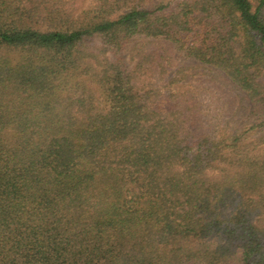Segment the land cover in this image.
I'll return each instance as SVG.
<instances>
[{"label":"trees","instance_id":"1","mask_svg":"<svg viewBox=\"0 0 264 264\" xmlns=\"http://www.w3.org/2000/svg\"><path fill=\"white\" fill-rule=\"evenodd\" d=\"M249 121L264 0H0V264H264Z\"/></svg>","mask_w":264,"mask_h":264},{"label":"rangeland","instance_id":"2","mask_svg":"<svg viewBox=\"0 0 264 264\" xmlns=\"http://www.w3.org/2000/svg\"><path fill=\"white\" fill-rule=\"evenodd\" d=\"M89 0H84V5L87 4ZM164 4H168L170 7L175 6L177 4H179L180 2L184 1V0H163ZM128 52V50L126 51V53ZM200 71V70H199ZM200 73H204L201 72ZM208 101H205L203 103H207ZM242 121V119L240 120V122ZM249 124L250 121L247 122L245 124V126L241 127V131H243L244 137L246 138V141L250 142L252 140H255L257 138L263 137V141H264V132H259L256 129L254 130H250L249 129ZM264 146V143H263Z\"/></svg>","mask_w":264,"mask_h":264}]
</instances>
